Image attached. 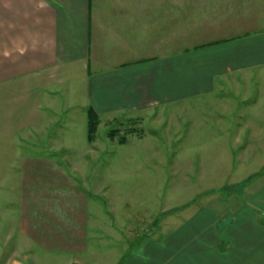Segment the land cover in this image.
Returning a JSON list of instances; mask_svg holds the SVG:
<instances>
[{"label": "crops", "instance_id": "0c3cea01", "mask_svg": "<svg viewBox=\"0 0 264 264\" xmlns=\"http://www.w3.org/2000/svg\"><path fill=\"white\" fill-rule=\"evenodd\" d=\"M263 1L241 0L240 9L229 11L228 38L212 36L208 42L187 46L185 0H0V184L11 183L10 168L18 169L12 178L19 184L70 180L63 169L75 168L76 163L51 154L77 148L71 135L76 115L67 114L75 108L83 115L84 131L88 107L99 115L100 125L210 99L229 81V90L241 93L238 98L231 90L235 102L241 100L248 109L255 100L259 110L256 115L244 111L241 119L264 120ZM235 15L241 27L233 23ZM208 118L199 119L201 129L214 125L210 121L215 119ZM234 129L233 135L227 131L229 137L240 135ZM89 196L55 194L69 212L56 226L72 232L51 246L53 264H200L208 254L213 258L205 264H220L236 255L235 250L264 244L263 227L252 224L254 213L250 223L229 224L230 215L222 220L226 217L199 210L175 228H162L157 239L143 233L134 243L120 241L128 252H109L115 258L105 259L107 253L99 251L105 241L100 239L105 212L100 221L95 203L99 196ZM77 200L85 205L91 200L94 217L89 219L76 204L72 205L77 210L69 209L68 202ZM98 222L101 233L94 228ZM250 228L258 230L259 239H245ZM259 259L264 264L262 256Z\"/></svg>", "mask_w": 264, "mask_h": 264}, {"label": "rangeland", "instance_id": "374dc122", "mask_svg": "<svg viewBox=\"0 0 264 264\" xmlns=\"http://www.w3.org/2000/svg\"><path fill=\"white\" fill-rule=\"evenodd\" d=\"M185 1L187 46L208 42L212 36L228 38L229 11L242 6L241 0ZM237 16L233 23L241 27ZM228 86L229 81L226 89L210 99L158 108L146 116L102 122L91 145H87L86 126L84 131L81 128L83 115L77 108L70 110L67 114L76 115L71 135L77 148L72 153L51 155L76 163L75 168L63 169L71 181L44 178L34 184H19L12 178L18 169L10 168L11 183L0 184V264H53L51 246L72 232H61L56 226L69 213L65 201L56 199L57 192L72 193L76 198L79 192L90 196L96 192L99 196L95 203L100 208V221L105 212V232L100 237L105 241L99 251L107 253L105 259L115 258L109 252H128L120 241L134 243L143 233H152L157 239L162 228H175L199 210L226 217L222 220L230 215L229 224L250 223L254 213L252 224L263 227L260 234L264 239V120L241 119L244 111L256 115L259 110H255V100L250 101L248 109L241 100L235 102L233 91H239H231ZM261 107L264 109V105ZM235 115L239 117L235 119ZM210 116L215 119L210 121L213 126H207L212 131L201 129L199 119L209 121ZM232 128L240 135L232 136ZM111 130H118L114 139L108 136ZM139 130L143 132L141 137L137 136ZM121 136H125L124 143L118 142ZM68 203L69 209H76L72 204L84 209L89 219L95 215L91 204L80 200ZM222 220L218 223L224 225ZM97 227L101 233V223H96ZM249 231L248 237L245 234L248 241L260 238L257 229ZM231 233L237 235L236 230ZM112 244L116 246L109 249ZM235 254L220 264L262 263L259 256L264 259V244L254 243L235 250ZM208 255L202 256L200 264L213 258Z\"/></svg>", "mask_w": 264, "mask_h": 264}, {"label": "trees", "instance_id": "16d2710c", "mask_svg": "<svg viewBox=\"0 0 264 264\" xmlns=\"http://www.w3.org/2000/svg\"><path fill=\"white\" fill-rule=\"evenodd\" d=\"M217 43V42H215ZM99 115L95 112V110L92 107H88L86 109V140L89 143H92L96 138L97 128L99 125ZM118 133V130H111L109 131V138L114 139L116 138V135ZM143 132L137 133V136L141 137ZM125 136H121L118 140L119 143H124ZM122 262H119L118 264H121Z\"/></svg>", "mask_w": 264, "mask_h": 264}]
</instances>
